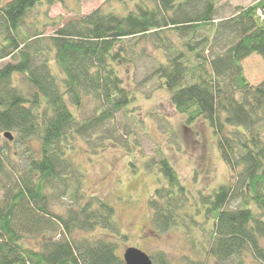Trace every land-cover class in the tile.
Masks as SVG:
<instances>
[{
	"label": "trees",
	"instance_id": "trees-1",
	"mask_svg": "<svg viewBox=\"0 0 264 264\" xmlns=\"http://www.w3.org/2000/svg\"><path fill=\"white\" fill-rule=\"evenodd\" d=\"M118 1L126 13L101 6L64 20L49 9L65 0H0V134L14 136L0 144V264H126L110 238L80 235L103 228L128 237L115 206L87 195L68 151L78 135L116 136L106 124L135 99L120 68L146 56L141 44L151 41L166 60L141 82L157 81L187 123L208 121L233 172L193 205L160 148L151 158L163 176L149 200L152 230L188 235L199 225L209 243L189 264H249L248 255L264 264V80L252 84L243 65L253 54L264 61V0L226 18L217 17L218 0ZM90 101L93 113L82 116ZM17 143L27 145L22 165ZM67 195V210L55 211ZM151 257L170 264L164 250Z\"/></svg>",
	"mask_w": 264,
	"mask_h": 264
},
{
	"label": "rangeland",
	"instance_id": "rangeland-1",
	"mask_svg": "<svg viewBox=\"0 0 264 264\" xmlns=\"http://www.w3.org/2000/svg\"><path fill=\"white\" fill-rule=\"evenodd\" d=\"M256 1L218 0L217 17H229L240 6L246 7ZM101 6L119 12L124 10L118 0H65L63 4H54L49 9V15H61L67 20ZM52 31L53 27L48 26L47 32ZM171 35L177 41L183 40L173 33ZM141 45L146 49V56L136 58L134 63L120 68L124 84L135 90V99L128 106L131 111L117 113L106 124V129H111L116 136L104 134L99 139L91 137L88 141V137L78 135L68 151L74 164L85 174L83 179L87 195L101 196L115 206L121 232L128 237L124 239L120 234L110 236L105 234L103 228L80 235L110 238V241L116 243L119 255H123L127 247L135 246L152 256L164 250L170 264H189L192 257L203 259L209 236L200 230L199 225H192L188 235L183 228H173L164 233L152 230L149 223V200L160 184L158 179L163 176L159 165L152 163L151 158L158 160V150L162 149L187 185L191 195L190 203L193 205L200 204L201 195L212 193L219 186L229 183L233 179V172L223 158L217 136L208 121L200 119L187 123L186 117L174 107L170 93L164 88H158L157 81L141 82L156 68V59L160 62L166 60L164 52L153 41ZM243 65L245 75L252 84L264 80V61L261 56L253 54L243 61ZM93 104L92 101L86 103L82 116L93 113ZM5 140L2 137L0 144ZM29 145L38 152L41 143L38 138H32ZM26 146L21 143L12 146L17 165L25 163V157L20 154ZM69 200V195L60 197L53 209L65 212ZM195 217L199 220L203 216L199 214ZM29 240L36 243L34 235H30ZM246 259L249 264H258L250 255ZM155 264L160 263L157 261ZM209 264H215L213 257Z\"/></svg>",
	"mask_w": 264,
	"mask_h": 264
},
{
	"label": "water",
	"instance_id": "water-1",
	"mask_svg": "<svg viewBox=\"0 0 264 264\" xmlns=\"http://www.w3.org/2000/svg\"><path fill=\"white\" fill-rule=\"evenodd\" d=\"M5 137L8 140L14 139L11 131L0 134V139ZM123 259L126 264H154L150 254L135 246H129L125 249Z\"/></svg>",
	"mask_w": 264,
	"mask_h": 264
}]
</instances>
